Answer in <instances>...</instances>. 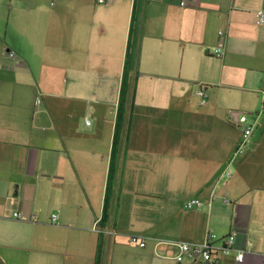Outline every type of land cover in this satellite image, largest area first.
I'll return each instance as SVG.
<instances>
[{"label": "crops", "instance_id": "crops-1", "mask_svg": "<svg viewBox=\"0 0 264 264\" xmlns=\"http://www.w3.org/2000/svg\"><path fill=\"white\" fill-rule=\"evenodd\" d=\"M69 2L67 15L64 0L47 10L37 0H0V258L96 264L101 244L100 264H203L198 255L178 261L171 242L211 232L217 243L236 236L218 264H264V0ZM136 2L133 95L120 109ZM220 44L223 57L213 53ZM126 108L121 182L143 187L100 223ZM242 112L260 116L235 155ZM190 198L202 207L186 208Z\"/></svg>", "mask_w": 264, "mask_h": 264}, {"label": "built area", "instance_id": "built-area-1", "mask_svg": "<svg viewBox=\"0 0 264 264\" xmlns=\"http://www.w3.org/2000/svg\"><path fill=\"white\" fill-rule=\"evenodd\" d=\"M99 3H106L107 0H97ZM257 23L264 24V10H258L257 12ZM220 35L224 36L225 31L220 30ZM225 45L220 44L213 49V53L217 57H223L225 53ZM8 54L14 55L15 52L13 50H8ZM199 94L204 98L206 97L203 89L199 91ZM261 95L264 99V89L261 91ZM204 100V99H203ZM41 97L37 98V102L41 103ZM205 101V100H204ZM260 113L257 114V118L251 119L247 113H240L238 116V125L242 132L241 142L235 152V155L242 151V149L246 146L251 136L253 135L257 125H258V117ZM89 122V119H87ZM232 174V169L228 166L222 174V177H230ZM213 197V195H212ZM211 197V199H212ZM226 202L229 199H225ZM211 204V202H210ZM203 205V201L200 198H190L186 201V208H201ZM14 216L20 217L21 214L19 212H14ZM53 220H56V214L52 215ZM101 231V229L99 228ZM235 234L230 233L224 236L222 243H217L218 236L214 233L208 232L206 238L201 242H187V241H178L171 242L175 243L179 252L175 256L178 261L184 260L186 256H195L198 255L201 257L203 264H218L220 260L221 253H229L235 247ZM134 240H138L137 237H133ZM245 256V251L240 250L237 255L238 260H242Z\"/></svg>", "mask_w": 264, "mask_h": 264}, {"label": "trees", "instance_id": "trees-1", "mask_svg": "<svg viewBox=\"0 0 264 264\" xmlns=\"http://www.w3.org/2000/svg\"><path fill=\"white\" fill-rule=\"evenodd\" d=\"M138 16H139V9H138V4L136 2L133 10V16H132V24H131V29H130V37H129V42H128V51H127V56H126V62H125V70H124V76L122 80V86H121V101H120V109L123 106V98L128 92V86H129V81H130V68L132 64V50L135 45L136 41V36H137V24H138ZM123 114L120 112L118 114L117 122H116V133L114 137V142H113V148H112V153H111V160H110V165H109V172H108V179H107V184H106V192H105V199H104V211L102 218L100 220V223H103L104 221L107 220L109 209L111 207V190H112V185L116 173V169L118 166V151H119V143H120V131L123 126ZM101 225V224H100ZM101 244L100 248L96 257V264H100L101 261ZM0 264H6L1 258H0Z\"/></svg>", "mask_w": 264, "mask_h": 264}, {"label": "rangeland", "instance_id": "rangeland-1", "mask_svg": "<svg viewBox=\"0 0 264 264\" xmlns=\"http://www.w3.org/2000/svg\"><path fill=\"white\" fill-rule=\"evenodd\" d=\"M37 1H39L40 4L45 7V10H47L48 9L47 4L52 5V3H56L58 0H37ZM64 1H66V6H67V9H65V13L69 15L73 11L72 9H70L71 8L70 6L73 4L70 3L69 0H64ZM133 88L134 86L132 84L129 90V93H127L130 95L129 98H131V96L133 95ZM129 103H130V99H129ZM123 115H124L123 118L125 121V126H124V133H123L124 139L122 140V143H124L125 139L128 138L129 133H130V110L126 108ZM77 121H78V127H82L83 122L85 121L84 116H82L80 120L77 119ZM97 142H98L99 153L101 154V152L104 150V142H103V136H101V132H99V136H97ZM121 169H122V166L118 164L115 177H114V181H113V185H112V190H111V205L112 206H117L119 199L125 195H128V197H130L131 199L137 198L136 193L142 191L141 189L143 187L142 184L137 181L131 180L128 183L127 182L124 183V181L121 182ZM134 206H141V204L139 202H135ZM171 217L175 218L177 216L169 215V218Z\"/></svg>", "mask_w": 264, "mask_h": 264}]
</instances>
